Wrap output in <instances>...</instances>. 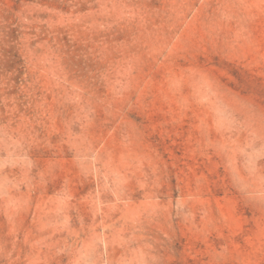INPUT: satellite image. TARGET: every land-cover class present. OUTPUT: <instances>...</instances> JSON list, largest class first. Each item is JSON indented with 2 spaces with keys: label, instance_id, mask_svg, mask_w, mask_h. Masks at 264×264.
<instances>
[{
  "label": "rangeland",
  "instance_id": "374dc122",
  "mask_svg": "<svg viewBox=\"0 0 264 264\" xmlns=\"http://www.w3.org/2000/svg\"><path fill=\"white\" fill-rule=\"evenodd\" d=\"M0 264H264V0H0Z\"/></svg>",
  "mask_w": 264,
  "mask_h": 264
}]
</instances>
